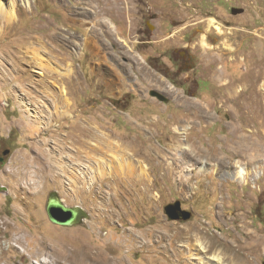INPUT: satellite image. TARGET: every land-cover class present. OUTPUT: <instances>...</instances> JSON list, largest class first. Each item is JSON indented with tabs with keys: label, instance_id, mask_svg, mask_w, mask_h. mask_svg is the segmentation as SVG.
Returning <instances> with one entry per match:
<instances>
[{
	"label": "rangeland",
	"instance_id": "obj_1",
	"mask_svg": "<svg viewBox=\"0 0 264 264\" xmlns=\"http://www.w3.org/2000/svg\"><path fill=\"white\" fill-rule=\"evenodd\" d=\"M0 20V220L118 264H264V0H0ZM173 49L186 96L147 65Z\"/></svg>",
	"mask_w": 264,
	"mask_h": 264
},
{
	"label": "bare ground",
	"instance_id": "obj_2",
	"mask_svg": "<svg viewBox=\"0 0 264 264\" xmlns=\"http://www.w3.org/2000/svg\"><path fill=\"white\" fill-rule=\"evenodd\" d=\"M186 129L182 130L183 134L186 132ZM246 174V171L240 168V170L237 172V177L240 178V180H244ZM11 227L12 224L9 221L5 219L0 220V232L3 231V234L8 235L5 237V235L3 236L0 234V262L2 261L5 251L12 250L21 253L22 256L29 255L27 256L29 257V259H27L28 264H118L110 259H99L97 256L95 257L92 253H89L87 250L86 251L89 254L82 251L81 253L75 255L69 252L68 247L63 243L57 244L53 243L52 241L49 242L44 239H39V243L36 246L34 240L29 241L27 235L24 232L17 230V228ZM31 244H33L32 246L36 247L35 250L31 248ZM204 262H206V264H226L225 259H223V257L220 255H212L208 261ZM182 264H192V259H188L186 262L183 261Z\"/></svg>",
	"mask_w": 264,
	"mask_h": 264
},
{
	"label": "flooded vegetation",
	"instance_id": "obj_3",
	"mask_svg": "<svg viewBox=\"0 0 264 264\" xmlns=\"http://www.w3.org/2000/svg\"><path fill=\"white\" fill-rule=\"evenodd\" d=\"M157 41L154 40H142L139 41L140 44H147L148 47H151L154 49ZM151 44V45H149ZM138 45H134L135 49L137 48ZM148 66L151 69H154L155 71H166V80L169 84H172L175 88H181L185 91V95L190 91L191 88L198 87L200 88V83L197 81L195 78H191L189 75L186 76L187 80H183V73H188L190 71H193L194 68L196 67V61H195V56L192 55L189 51L185 52L184 54H180V51H177L176 49L165 51L162 53H157L155 52L154 54H148ZM175 70V73H172L169 75V66ZM175 75L177 76L176 78H179L182 81V84H176V78ZM155 85V83H153ZM151 95L154 98H158L160 101L165 102V103H170L173 101L174 98H172L171 95L166 94L165 91L161 90H152ZM6 150H10L9 148H6L3 150L5 152ZM1 153L0 155V164L4 165L7 163L9 157L12 154V151L7 155H4V153ZM2 159V160H1Z\"/></svg>",
	"mask_w": 264,
	"mask_h": 264
},
{
	"label": "water",
	"instance_id": "obj_4",
	"mask_svg": "<svg viewBox=\"0 0 264 264\" xmlns=\"http://www.w3.org/2000/svg\"><path fill=\"white\" fill-rule=\"evenodd\" d=\"M238 12L242 13L243 10H239ZM9 152L10 150H6L3 153L7 155ZM47 212L51 222L65 227L79 224L82 218V212L78 207L70 208L66 206L63 201L55 195L49 198ZM165 212L168 219L172 221H188L193 216L191 211L183 209L181 201L168 204L165 207Z\"/></svg>",
	"mask_w": 264,
	"mask_h": 264
}]
</instances>
